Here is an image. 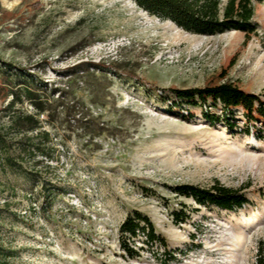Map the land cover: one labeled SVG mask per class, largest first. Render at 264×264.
<instances>
[{"label": "rangeland", "instance_id": "obj_1", "mask_svg": "<svg viewBox=\"0 0 264 264\" xmlns=\"http://www.w3.org/2000/svg\"><path fill=\"white\" fill-rule=\"evenodd\" d=\"M252 22L248 38L207 37L132 0H0V75L35 89L46 108L26 132L16 123L34 107L10 109L0 88V264H163L141 240L136 259L119 249L118 228L134 213L166 241L175 259L166 264H255L263 124L246 132L241 110L231 129L199 108L183 119L154 94L228 82L264 105V0ZM181 185L223 186L248 204L202 207L175 193ZM178 211L184 222L172 219Z\"/></svg>", "mask_w": 264, "mask_h": 264}, {"label": "trees", "instance_id": "obj_2", "mask_svg": "<svg viewBox=\"0 0 264 264\" xmlns=\"http://www.w3.org/2000/svg\"><path fill=\"white\" fill-rule=\"evenodd\" d=\"M139 8L163 20L174 23L187 33L198 36H216L226 32H240L246 38L256 33V25L252 22L255 5H261L263 0H132ZM0 75V88L11 96L10 109L24 101L29 102L35 110V115L18 119L17 125L24 126L26 132H35L40 128L38 115L46 112L43 101L35 89H13L8 79ZM223 79V76H221ZM5 82V83H4ZM170 114L180 118L192 117L191 108H199L202 117L208 122L224 121L229 129L237 110H241L243 119L248 125L261 122L264 128V105L256 95L248 94L232 83L222 82L207 84L202 88L170 89L168 95L162 92L154 93ZM219 107L221 117H216L207 110ZM186 112L187 115H183ZM26 125V127H25ZM177 195L192 199L202 207H212L221 211L235 212L248 204L247 199L236 190L213 185L210 189H201L190 185L175 188ZM185 213L178 211L172 214V219L184 222ZM118 245L122 254L129 259H136L142 247H136V242L155 247L161 251L163 264L174 261L168 245L163 237L158 235L150 221L139 213L128 216L118 228ZM153 251V250H152ZM255 264H264V242L257 246Z\"/></svg>", "mask_w": 264, "mask_h": 264}, {"label": "water", "instance_id": "obj_3", "mask_svg": "<svg viewBox=\"0 0 264 264\" xmlns=\"http://www.w3.org/2000/svg\"><path fill=\"white\" fill-rule=\"evenodd\" d=\"M157 92H161V91H157Z\"/></svg>", "mask_w": 264, "mask_h": 264}, {"label": "built area", "instance_id": "obj_4", "mask_svg": "<svg viewBox=\"0 0 264 264\" xmlns=\"http://www.w3.org/2000/svg\"><path fill=\"white\" fill-rule=\"evenodd\" d=\"M160 93V92H159Z\"/></svg>", "mask_w": 264, "mask_h": 264}]
</instances>
